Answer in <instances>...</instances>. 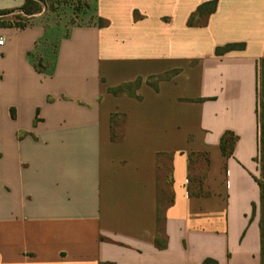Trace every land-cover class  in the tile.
<instances>
[{"label": "crops", "instance_id": "1", "mask_svg": "<svg viewBox=\"0 0 264 264\" xmlns=\"http://www.w3.org/2000/svg\"><path fill=\"white\" fill-rule=\"evenodd\" d=\"M208 1L96 0L66 30L0 0V264H262L264 0H218L190 27Z\"/></svg>", "mask_w": 264, "mask_h": 264}, {"label": "trees", "instance_id": "2", "mask_svg": "<svg viewBox=\"0 0 264 264\" xmlns=\"http://www.w3.org/2000/svg\"><path fill=\"white\" fill-rule=\"evenodd\" d=\"M218 0H211L201 4L197 10L190 16L188 20V25L190 27H205L208 25L209 19L212 14L217 11ZM24 14L28 16H34L38 13H41L42 9L38 7L35 0H25V4L21 8ZM12 11H1L0 15H6ZM137 18V13H136ZM99 24L101 26L107 25V23L100 19ZM245 44L243 43H231L225 46L218 47L216 49V54L218 56L224 55L228 52L234 50H243ZM173 73L168 74L169 76ZM160 76L158 79H162ZM141 80L139 79L135 84L139 85ZM124 87H119L112 89V93L119 94L123 91ZM258 100H257V113H258V123H259V157L258 161L260 164L261 175L259 178H256L260 188H261V203H260V228L262 236V264H264V58L260 60L258 65ZM119 114L112 116V139L114 141L119 140L120 133L118 129ZM237 142V136L232 132H227L221 139V150L225 157H231L234 154L235 145ZM198 157L201 158L203 165L198 171V173L191 177L194 180L195 191L193 194L197 196H203L205 193L202 189L203 180L206 177L207 170L209 168L210 160L208 153L199 154ZM168 183H171V179H167ZM256 210V206L254 207ZM164 222H165V205L161 197L158 202V237L156 238V245L158 248L163 249L166 247L167 241L163 239L164 233ZM164 240V241H163ZM209 264V263H206Z\"/></svg>", "mask_w": 264, "mask_h": 264}, {"label": "rangeland", "instance_id": "3", "mask_svg": "<svg viewBox=\"0 0 264 264\" xmlns=\"http://www.w3.org/2000/svg\"><path fill=\"white\" fill-rule=\"evenodd\" d=\"M35 2L42 9L41 13L45 10L48 20L63 24L66 30L94 21L96 0H35Z\"/></svg>", "mask_w": 264, "mask_h": 264}, {"label": "built area", "instance_id": "4", "mask_svg": "<svg viewBox=\"0 0 264 264\" xmlns=\"http://www.w3.org/2000/svg\"><path fill=\"white\" fill-rule=\"evenodd\" d=\"M4 43H5V40H4V38H3V37H0V46H3V45H4Z\"/></svg>", "mask_w": 264, "mask_h": 264}]
</instances>
